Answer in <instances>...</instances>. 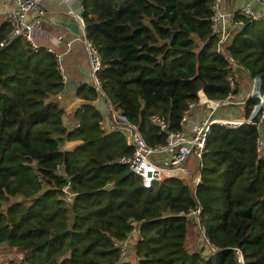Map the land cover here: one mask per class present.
I'll list each match as a JSON object with an SVG mask.
<instances>
[{
	"label": "trees",
	"instance_id": "1",
	"mask_svg": "<svg viewBox=\"0 0 264 264\" xmlns=\"http://www.w3.org/2000/svg\"><path fill=\"white\" fill-rule=\"evenodd\" d=\"M79 1L102 91L150 146L167 135H157L151 117L181 131L199 91L213 102L237 97L244 84L237 75L250 82L249 72L264 94V20L234 12L233 34L221 42L212 29L215 0ZM10 33L0 20V253L19 255L18 264H237L238 249L246 264H264V161L255 125L212 128L195 193L175 179L145 188L119 164L132 149L122 133L101 130L99 109L85 105L75 112L79 127H64L56 57ZM77 96L92 102L98 93L90 87ZM245 100L248 118L258 99ZM73 141L77 147L65 151ZM197 207L215 251L188 246L196 223L182 214ZM133 233L134 263L119 247L133 246Z\"/></svg>",
	"mask_w": 264,
	"mask_h": 264
},
{
	"label": "built area",
	"instance_id": "2",
	"mask_svg": "<svg viewBox=\"0 0 264 264\" xmlns=\"http://www.w3.org/2000/svg\"><path fill=\"white\" fill-rule=\"evenodd\" d=\"M8 1H12L15 5L14 11L9 13L7 17L11 28L10 39H21L34 52L39 51L40 48L34 41V34L41 30V20L46 15L42 8L44 0H0V4ZM222 1L215 0L212 5V29L214 32L221 34V42H225L227 36L224 23L226 19L233 21L234 16L233 13L228 16L222 13ZM32 11H35L36 17L33 20H29L28 14ZM68 14L79 24L80 31L83 34V43L88 57L93 88L98 93V97L106 105L107 116L101 122L100 128L106 133L118 131L124 135L126 144L132 149V154L130 156H122L119 159V164L126 167L132 175L139 178L143 187L149 188L165 180L175 179L185 183L195 193L198 185L202 183L201 169L203 157L207 152V139L212 128L215 126L235 130L243 126L255 125L258 131L256 154L258 159L264 161V137L261 133V128L264 126V94H260L259 89L254 95L252 93L249 95V97L255 96L258 99V104L256 105L257 109L254 115L248 118L245 116L219 114L220 111H226L229 107L242 105L234 94L230 93L222 102H213L208 100L202 91H199L197 104L189 105L183 113L180 121L181 131L168 132L167 123L163 118L155 115L151 117V123L158 130L157 135L160 136L164 132L167 135L164 143L154 146L147 144L139 128L122 119L116 109L106 99L97 78V72L101 68L100 57L85 37V26L82 16L76 15L72 9L68 11ZM243 14L253 20H262L255 17L250 7L244 8ZM238 25L241 26L242 23L239 22ZM234 26L235 24H233V28H235ZM2 45L1 43L0 47ZM229 85L233 90L234 83L232 78H229ZM245 102L246 100L243 101V103ZM198 106L205 108L203 110L204 118L194 123L189 130H185L184 126L187 124L190 114ZM78 112L79 114H83L84 106L80 105ZM78 127L79 124H76L75 128ZM62 190L65 193L66 200L72 201L74 195L69 193L68 186H65ZM182 215L196 223V227L203 234L210 251H215L216 248L209 243L205 236L206 230L201 224L200 207ZM119 247L121 249V257L124 258L127 245L124 243L119 245ZM235 253L237 264H246L241 251L237 249Z\"/></svg>",
	"mask_w": 264,
	"mask_h": 264
},
{
	"label": "crops",
	"instance_id": "3",
	"mask_svg": "<svg viewBox=\"0 0 264 264\" xmlns=\"http://www.w3.org/2000/svg\"><path fill=\"white\" fill-rule=\"evenodd\" d=\"M255 5V10L252 11L256 18L262 19L264 17V0H247ZM42 8L46 15L41 20V30L35 32L34 41L40 49H44L50 54L54 55L59 64V71L63 78L64 90L61 95L56 99L57 104L64 110L63 124L69 131L75 129L77 119L75 112H78L80 105H92L95 106L103 115V108L100 106L99 99L89 102L79 98L78 91L93 87L92 79L90 76L89 62L86 54L85 45L83 43V34L80 31L79 34L73 33L67 25L74 22V18L68 14L71 7L65 2V0H44L42 2ZM238 0H223L221 3V11L224 15L228 16L238 11ZM15 5L12 1H8L4 4H0V20L6 21L8 14L14 11ZM242 9V8H241ZM36 17L35 11L28 14V19L33 20ZM228 18V17H227ZM226 36L229 38L234 31L232 20L226 19L225 21ZM73 81V85L65 88V81ZM259 79H254L251 84V90H247L246 96L251 93H256L259 86ZM242 94L236 98L241 101ZM248 98V97H247ZM102 101V100H101ZM104 104V102H103ZM104 108L106 106L104 104ZM107 110V109H106ZM229 110V109H227ZM220 111L219 114L231 116L234 110L230 108L228 111ZM229 113V115H227ZM107 115H103L104 120ZM204 118V111L200 106L193 109L187 124L184 126L185 130H189L190 127ZM261 132L264 136V126L261 128ZM78 142H66L64 146L65 151H72L77 147Z\"/></svg>",
	"mask_w": 264,
	"mask_h": 264
},
{
	"label": "rangeland",
	"instance_id": "4",
	"mask_svg": "<svg viewBox=\"0 0 264 264\" xmlns=\"http://www.w3.org/2000/svg\"><path fill=\"white\" fill-rule=\"evenodd\" d=\"M238 4H239V8H238V11H241L246 8V7H250V9L252 11L255 10V5H253L251 2H248L247 0H238ZM242 8V9H241ZM242 15H244L243 13H241ZM245 16V15H244ZM262 20H264V17L262 18ZM89 64V63H88ZM238 79L240 80V82L244 83L243 84V98L241 99V101H239L240 103H242V105H238V106H234V107H229V110L230 108H232L234 111L232 113H234L233 115H236V116H244L243 112H244V106H243V101L245 99H247L246 96V93H247V90H251L249 89L250 88V82H248V80L245 78V76L243 74H238ZM260 84V83H259ZM259 89V86L257 88V90ZM258 92V91H257ZM242 94V91L240 89V92H239V95ZM255 93H252V95H254ZM251 95V94H250ZM251 98H255V96H251ZM97 99H99L98 101L100 102V106L103 108V115H107V110L104 108V104H103V100L101 101V99L98 97ZM106 106V105H105ZM201 110H204L205 108L204 107H200ZM257 109V106H253V108L251 109V114L250 116L254 115L255 111ZM229 110H227L229 112ZM227 115H229V113H227ZM230 116V115H229ZM104 119V118H103ZM263 129V127H262ZM262 131V130H261ZM262 133V132H261ZM264 137V136H263ZM137 238V235L136 233H133L132 234V242L131 243H134L133 246H129L128 248H126V254H125V261H131L132 263H134V260H133V248L135 247V240ZM188 246L190 245H193L195 250L198 249L199 247L202 248L203 245H206V241H205V238L203 237V234L200 232V230L196 227L195 229H193V232L190 233V235L188 236ZM129 244V243H128ZM132 245V244H131ZM208 247V246H207ZM3 249H6V248H2V252L0 253V264H9L10 261L14 264H18L19 261H20V256L15 254V253H9V252H5L3 251ZM204 250V249H203ZM207 250L209 251V248H207Z\"/></svg>",
	"mask_w": 264,
	"mask_h": 264
},
{
	"label": "water",
	"instance_id": "5",
	"mask_svg": "<svg viewBox=\"0 0 264 264\" xmlns=\"http://www.w3.org/2000/svg\"><path fill=\"white\" fill-rule=\"evenodd\" d=\"M67 4L71 7L72 10H74L76 15H82V6L79 0H66ZM232 24L234 22L232 21ZM67 27L75 34L80 33V27L79 24L74 20V22L67 25ZM248 76L250 77L251 84L254 82V79L251 77L250 73L248 72ZM70 85H73V81H65V88L70 87Z\"/></svg>",
	"mask_w": 264,
	"mask_h": 264
}]
</instances>
